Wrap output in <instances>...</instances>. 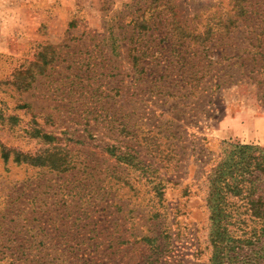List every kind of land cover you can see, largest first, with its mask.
<instances>
[{
  "label": "rangeland",
  "instance_id": "obj_1",
  "mask_svg": "<svg viewBox=\"0 0 264 264\" xmlns=\"http://www.w3.org/2000/svg\"><path fill=\"white\" fill-rule=\"evenodd\" d=\"M0 264H264V0H0Z\"/></svg>",
  "mask_w": 264,
  "mask_h": 264
},
{
  "label": "trees",
  "instance_id": "obj_2",
  "mask_svg": "<svg viewBox=\"0 0 264 264\" xmlns=\"http://www.w3.org/2000/svg\"><path fill=\"white\" fill-rule=\"evenodd\" d=\"M233 146V150L230 152V155L228 157V159H226L221 165H227L229 168L232 166L237 165V162L233 160V155L234 154H239V153H243L245 151L243 150H248L251 149V146H239V145H232Z\"/></svg>",
  "mask_w": 264,
  "mask_h": 264
}]
</instances>
